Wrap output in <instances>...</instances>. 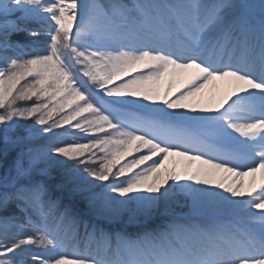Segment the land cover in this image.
Segmentation results:
<instances>
[{
	"label": "snow or ice",
	"instance_id": "6c2138e0",
	"mask_svg": "<svg viewBox=\"0 0 264 264\" xmlns=\"http://www.w3.org/2000/svg\"><path fill=\"white\" fill-rule=\"evenodd\" d=\"M0 168V264H264V0H0Z\"/></svg>",
	"mask_w": 264,
	"mask_h": 264
},
{
	"label": "bare ground",
	"instance_id": "6f19581e",
	"mask_svg": "<svg viewBox=\"0 0 264 264\" xmlns=\"http://www.w3.org/2000/svg\"><path fill=\"white\" fill-rule=\"evenodd\" d=\"M194 71V70H190ZM135 73H132V75ZM167 77L164 78L162 81V84L166 85L167 82ZM183 88V81H177L174 83L173 86V93L178 94V90H182ZM163 90V89H162ZM225 94V91L222 88H216L213 85H208L205 89H203L200 93H197L194 98H191V103L193 104L195 111H192L191 108H184V109H177L178 112H183L187 113L188 115H215V109L218 108L219 102L222 98V96ZM131 100H142V97H130ZM146 105H148L150 102L149 101H143ZM227 105H225L226 107ZM203 109H211L213 111L210 112H204L202 111ZM222 110V109H221ZM180 159L179 157H176V160ZM199 162L197 161L196 164ZM195 167V164L193 165ZM257 178H259V173L256 174ZM250 176H245L242 179L244 180L245 183V190H247L248 187V181L250 180ZM51 183V181H50ZM196 187H206L209 188L212 191L216 192H222V189L215 188L214 185H194ZM67 195V193H66ZM226 195V194H225ZM68 196V195H67Z\"/></svg>",
	"mask_w": 264,
	"mask_h": 264
},
{
	"label": "rangeland",
	"instance_id": "374dc122",
	"mask_svg": "<svg viewBox=\"0 0 264 264\" xmlns=\"http://www.w3.org/2000/svg\"><path fill=\"white\" fill-rule=\"evenodd\" d=\"M16 15H19V14L17 13ZM12 18H15V16H13ZM127 78L128 77H125V79H127ZM117 83H119V81H117ZM105 99H110V98L105 97ZM127 99H130V98H127ZM137 101H139L141 104L146 105L145 103H143L142 100H137ZM149 102L150 103L147 105V107H143V108L131 107V108L128 109V111L134 113L136 116H139L140 115L139 113H143V114L148 113V114H153L154 115V113L151 111L152 109H155L157 107H164L163 104H162V101H156L155 103H153L152 101H149ZM167 111L171 112V111H177V110H167ZM185 114L188 115L187 113H185ZM188 116H190V115H188ZM192 116H197V115H192ZM174 122L177 123V124H181L182 126H187V125H184V122H179V121H174ZM32 123H33V121H31V120L30 121H22L21 122V124H26V125H31ZM73 123H75V122H73ZM36 127L39 128L40 126L37 125ZM72 131L78 133V130L72 129ZM23 134H24V132H23L22 128L18 129L17 132L15 133V135H23ZM78 135L82 136L83 133H78ZM68 138H70V137H68ZM32 143L35 144V145H42V144H45L46 141L41 136V137L36 138ZM134 155L138 156L139 154H134ZM60 159H63V158L61 157ZM129 159H131V157H129ZM155 159H158V158L156 157ZM175 160H176L175 156H170L169 159L165 162L166 166L171 167L173 161H175ZM148 163H151V162H148ZM52 175L54 177H59L60 170L58 168L54 169L53 172H52ZM37 178H40L38 174H37ZM0 191H2V189H0ZM188 210H189L188 207L183 206V200L181 201V207H177L176 208L177 212H188ZM29 247H31V246H29ZM32 250L34 252L38 253L41 257L51 255L50 252H48V251H46L44 249L34 248L33 247Z\"/></svg>",
	"mask_w": 264,
	"mask_h": 264
},
{
	"label": "trees",
	"instance_id": "16d2710c",
	"mask_svg": "<svg viewBox=\"0 0 264 264\" xmlns=\"http://www.w3.org/2000/svg\"><path fill=\"white\" fill-rule=\"evenodd\" d=\"M22 23V26H23V22ZM27 27L29 29H32V28H35L37 27V25L35 23H28L27 24ZM11 39L13 41H19L20 43L22 44H31L33 41H36L37 39H40L42 40L43 38H36V37H32L28 34V32H20V33H14L11 37ZM42 46V45H41ZM55 118H59V116H55ZM56 131H62V130H56ZM67 139H70L68 137H66ZM12 155L14 156L15 155V152L12 153ZM9 163H11V160H9ZM5 174V169L4 168H0V177H3ZM3 190V189H2ZM55 193L56 195H59V196H62L65 200V202H67V200L69 199V197L66 195L67 192L63 191V190H60V189H55ZM11 211L15 212L16 209L14 206H11ZM18 215H21L19 213H17Z\"/></svg>",
	"mask_w": 264,
	"mask_h": 264
}]
</instances>
